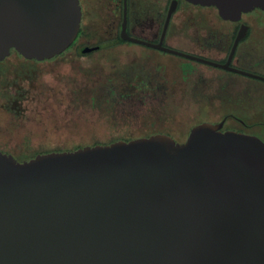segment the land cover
<instances>
[{
    "label": "water",
    "instance_id": "obj_1",
    "mask_svg": "<svg viewBox=\"0 0 264 264\" xmlns=\"http://www.w3.org/2000/svg\"><path fill=\"white\" fill-rule=\"evenodd\" d=\"M186 1L228 21L264 11V0ZM81 17L79 0H0V62L12 51L59 56ZM222 127L197 124L183 143L157 133L22 161L0 151V264H264V142Z\"/></svg>",
    "mask_w": 264,
    "mask_h": 264
},
{
    "label": "rangeland",
    "instance_id": "obj_2",
    "mask_svg": "<svg viewBox=\"0 0 264 264\" xmlns=\"http://www.w3.org/2000/svg\"><path fill=\"white\" fill-rule=\"evenodd\" d=\"M243 20L251 30L249 45L264 56V11L255 9ZM231 27L216 9H182L170 28L169 43L192 49L195 37L217 31L220 38ZM84 28L58 57L26 61L12 53L0 64V151L22 161L156 133L183 143L193 126L217 123L232 108L231 103L212 101L209 88L202 87L210 83L212 70L198 66L196 72H185L178 57H162L135 45L82 54V46L95 43L84 42ZM155 63L162 65L154 70ZM143 80L163 87L141 93Z\"/></svg>",
    "mask_w": 264,
    "mask_h": 264
},
{
    "label": "flooded vegetation",
    "instance_id": "obj_3",
    "mask_svg": "<svg viewBox=\"0 0 264 264\" xmlns=\"http://www.w3.org/2000/svg\"><path fill=\"white\" fill-rule=\"evenodd\" d=\"M79 3L82 17L75 41H77L84 24L85 37L88 38H83L84 42L87 40L95 42L93 46L86 45L94 48L89 53L112 46L135 45L162 57H178L183 60L181 66L185 72H196L198 66L212 70L214 74L210 78V83L202 87L209 88L211 93L209 97L212 101L232 104V108L217 122H223L222 131H235L256 136L264 142V106L254 107L248 104L246 107H242L243 104H238V106L235 104L264 103V56L256 54L255 49L249 45L251 30L247 22L243 20V16L247 13H244L239 21L223 20L220 17L223 22L232 26L230 30L223 32L220 38H217V31H210L209 35H205V37L203 35L195 37L191 42L192 49H190L176 47L169 43L170 28L178 11L189 8L216 9L215 7L196 5L186 0H79ZM172 5L174 11L166 26ZM124 22L126 23L125 32L123 31ZM242 26H247V31L234 48L236 37ZM126 36L154 45L162 42L164 47L218 63L220 66L165 51L152 45L131 41ZM83 47L85 46L80 48V52ZM226 64L227 67H223ZM154 65L153 69L157 70L162 64L155 63ZM139 86L142 87L140 92L145 93L156 91L162 84L143 80ZM248 113L253 114L250 116Z\"/></svg>",
    "mask_w": 264,
    "mask_h": 264
},
{
    "label": "trees",
    "instance_id": "obj_4",
    "mask_svg": "<svg viewBox=\"0 0 264 264\" xmlns=\"http://www.w3.org/2000/svg\"><path fill=\"white\" fill-rule=\"evenodd\" d=\"M258 10H260V9H258ZM70 47H71V46H70ZM70 47H69L67 50H69ZM67 50H66V51H67ZM66 51H65V52H66ZM65 52H63L62 54H64ZM12 53H17V52H16V51H12ZM12 53H11V54H12ZM17 54H18L20 57H22L19 53H17ZM62 54H60V55H62ZM60 55H59V56H60ZM56 57H58V56H56ZM7 58H8V57H7ZM7 58H6V59H7ZM22 58H23V57H22ZM54 58H55V57H54ZM6 59H5V60H6ZM23 59L26 60L25 58H23ZM5 60H4V61H5ZM4 61L0 62V64H3ZM26 61H36V60H26ZM125 140H129V139H125ZM93 145H95V144H93ZM79 147H81V146H78V147H75V148H72V149H60V150H57V151L75 150V149H77V148H79ZM45 153H46V152H45Z\"/></svg>",
    "mask_w": 264,
    "mask_h": 264
}]
</instances>
